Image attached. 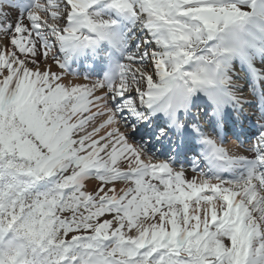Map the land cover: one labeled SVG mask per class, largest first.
<instances>
[{"label":"snow or ice","instance_id":"snow-or-ice-1","mask_svg":"<svg viewBox=\"0 0 264 264\" xmlns=\"http://www.w3.org/2000/svg\"><path fill=\"white\" fill-rule=\"evenodd\" d=\"M0 264H264V0H0Z\"/></svg>","mask_w":264,"mask_h":264},{"label":"bare ground","instance_id":"bare-ground-1","mask_svg":"<svg viewBox=\"0 0 264 264\" xmlns=\"http://www.w3.org/2000/svg\"><path fill=\"white\" fill-rule=\"evenodd\" d=\"M187 175H188V178L190 179L191 175H190V173H189V172H188V174H187ZM91 187H92V185H90V186H89V188H91Z\"/></svg>","mask_w":264,"mask_h":264}]
</instances>
